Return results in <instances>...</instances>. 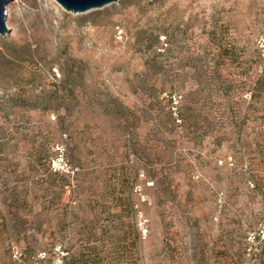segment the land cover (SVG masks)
<instances>
[{"label": "rangeland", "instance_id": "obj_1", "mask_svg": "<svg viewBox=\"0 0 264 264\" xmlns=\"http://www.w3.org/2000/svg\"><path fill=\"white\" fill-rule=\"evenodd\" d=\"M7 12L0 264H264V0H117L83 13L12 0ZM221 41L223 74L246 87L195 95L186 129L168 85L216 83L223 65L206 72L195 57ZM154 44L161 63L147 73ZM146 84H167L154 113ZM153 119L173 129L152 132ZM50 170L67 175L62 196Z\"/></svg>", "mask_w": 264, "mask_h": 264}, {"label": "trees", "instance_id": "obj_2", "mask_svg": "<svg viewBox=\"0 0 264 264\" xmlns=\"http://www.w3.org/2000/svg\"><path fill=\"white\" fill-rule=\"evenodd\" d=\"M157 38L159 39V35H157ZM212 44H208L207 49L205 50V55H201V54H197V56L195 57V60H197L198 62H202L203 66L205 68H207L205 71L207 72L209 69L208 64L210 62H217L218 64H221L223 66H220L219 70L217 73V82L212 84L213 82H211V78L212 76H209L207 73H204V77L207 79L205 82H203L202 80H199V85L201 84V86H198V89H196L195 91L189 90L186 91L184 89V86L179 83V82H171L169 86V88L173 91V92H177V91H181L182 94H180L181 98H180V111H179V115H180V122L181 125L184 127H189V114L188 111L192 110L196 104H197V99H195V95H199L200 93H210L211 91H215L217 93H219L220 95H225L230 93V91H234L236 90L238 93H242V91L245 89L246 87V83L243 82L242 78L238 79H232L230 80L229 78H227L224 74H223V67L224 65H226L227 63L231 62L230 60L232 59L231 56V44H228V42H218V44L216 45V47L214 48L213 46H211ZM150 48L152 49L149 52L148 55V59L145 62V66H146V72L147 73H151L153 71L158 70V68L160 67V56L162 55V48L158 47V46H150ZM214 49V50H212ZM216 49V50H215ZM204 71V72H205ZM211 72V71H210ZM65 73V72H64ZM202 76V75H200ZM241 82L244 85L238 83ZM255 92L259 91L261 93H264V74L260 75L259 78L257 79V81H255ZM147 88H149V91L152 93V96H154V99L156 100L155 102H151L149 104V111L151 113H154L156 111H158V107L157 105L159 103H161V100H164L165 97H162V92L164 91V89L167 87V84H164L162 87H160L157 84H146ZM162 98V99H161ZM171 101V100H170ZM157 103V105H156ZM170 116L173 115L172 113H170ZM179 120V118H178ZM149 123L152 124V132L161 134V135H168V132L171 131L173 129H170V124L168 123H162L160 124L157 120H151V122L149 121ZM174 124L172 126H178V122L175 121L174 119ZM151 173H153L151 175V177L155 180V188H161V185L164 183V180L157 176L156 173H154L153 171H151ZM49 175L51 176V180H52V186L53 187H58L59 188V193L60 196L63 195L64 192H66L65 187L66 185L69 184V181L67 180V175L64 172L55 170L52 171L50 170ZM51 187V186H50ZM56 242H52V245H54ZM65 258V257H64ZM71 261L74 262V264H79L80 261L77 257H71Z\"/></svg>", "mask_w": 264, "mask_h": 264}, {"label": "water", "instance_id": "obj_3", "mask_svg": "<svg viewBox=\"0 0 264 264\" xmlns=\"http://www.w3.org/2000/svg\"><path fill=\"white\" fill-rule=\"evenodd\" d=\"M12 0H0V34L5 35L10 31L7 25V5ZM67 11L83 13L92 9L101 8L117 0H56Z\"/></svg>", "mask_w": 264, "mask_h": 264}]
</instances>
